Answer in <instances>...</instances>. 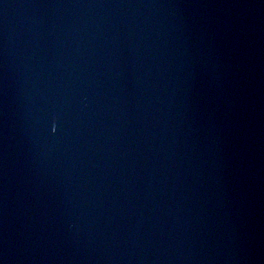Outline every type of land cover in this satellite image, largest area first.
<instances>
[{
  "label": "water",
  "instance_id": "95a60500",
  "mask_svg": "<svg viewBox=\"0 0 264 264\" xmlns=\"http://www.w3.org/2000/svg\"><path fill=\"white\" fill-rule=\"evenodd\" d=\"M0 264H264V0H0Z\"/></svg>",
  "mask_w": 264,
  "mask_h": 264
}]
</instances>
